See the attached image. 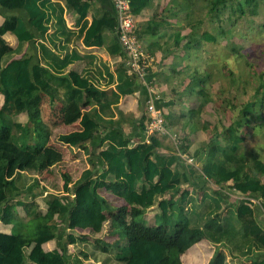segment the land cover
I'll return each instance as SVG.
<instances>
[{
  "label": "trees",
  "instance_id": "1",
  "mask_svg": "<svg viewBox=\"0 0 264 264\" xmlns=\"http://www.w3.org/2000/svg\"><path fill=\"white\" fill-rule=\"evenodd\" d=\"M92 1L63 0L65 9L79 20L86 17ZM149 1L129 0L131 13L138 15ZM228 2L232 11L239 15H254L259 5H264V0H207L208 12L215 15L219 7H226ZM63 14L64 8L51 0H0V16L4 19L0 25V95L3 97L0 108V222L12 226L10 234L0 233V264H83L87 260L102 264H182L181 255L202 239L221 247L207 264H227L223 248L228 246L245 251L247 257L239 260V264H264V222L261 221L264 216V183L261 180L264 164L257 154L252 153L248 158L240 151L245 140L240 130L253 115L256 102L264 106L263 99L255 96L244 103L238 117L217 139L200 146L196 155L199 166L192 164L182 171L174 153L164 157L156 154L160 146L156 136H151L148 142L133 144L122 128L125 117H131L117 112L114 118L113 109L118 111L119 99L133 94L136 85L135 76L126 71L124 62L114 71V90H103L73 71L65 74V69L77 59L76 54L60 59L38 42L45 37L53 17L60 29H65ZM115 27V17L104 13L94 17L89 26L85 24L79 35L84 46L99 47L103 45V30ZM6 33L13 35L18 43L14 50L1 39ZM192 33L182 38L177 35V45L185 38V52L196 51L201 44ZM25 44L28 45L27 53L13 59ZM108 52L122 54L118 43L110 46ZM49 60L54 64H41ZM207 77L192 79L189 88L201 86ZM258 92L264 93V83L255 90ZM41 93L49 97L51 105L59 101L65 106L75 100L81 107L91 106L82 113L81 130L60 135L59 142L86 149V144L93 141L102 126L100 143H107L111 153L100 172H96L97 166L90 160V168L70 190L71 197L48 196L44 212L33 201L20 200L23 194H30L37 183L22 190L14 178L6 180L8 170L17 165L23 164L28 171L39 172L46 161L51 160L50 153L45 151L49 133L41 125L38 111L29 112L32 102ZM21 113L28 114L26 125L12 122ZM173 115L164 116L165 126ZM91 156L98 158L93 152ZM197 180L204 184L201 199L191 194L190 186ZM105 183L114 185L112 193L121 198L125 206L109 205L100 194ZM229 183L230 191L240 194L232 204L220 191ZM63 188L68 193L66 184ZM4 197H7L5 203L2 202ZM257 203L260 209H256ZM16 206L23 207L25 219L17 215ZM152 207L157 213L154 224L149 226L144 217ZM200 208L204 210L202 215L198 213ZM224 209L226 216H223ZM199 216H204L202 225L198 223ZM192 217H197L198 221L192 222ZM107 220L111 232L124 235L123 242L116 241L105 247L88 244L85 237H75L71 233L75 229L99 233ZM57 238L64 240L62 251L43 250L44 243ZM75 244L82 245L83 250L76 249ZM70 245H74L77 254H69Z\"/></svg>",
  "mask_w": 264,
  "mask_h": 264
},
{
  "label": "crops",
  "instance_id": "2",
  "mask_svg": "<svg viewBox=\"0 0 264 264\" xmlns=\"http://www.w3.org/2000/svg\"><path fill=\"white\" fill-rule=\"evenodd\" d=\"M54 3H58L62 8H64L63 20L65 24V29L62 31L53 17L48 31L45 37L38 42L45 45L53 54L58 56L60 59L71 53L77 55V59L70 64L67 69H65V74L69 71L75 72L77 75L84 76L88 78L94 85L103 90L113 89L116 85L115 79V69L120 63L124 62V56L121 54L111 55L108 52V48L114 43H117V37L115 29L103 30V45L97 47H86L82 43V37H80V29L86 24L89 26L94 17H100L104 13H109L115 17V10L111 0H93L89 12L83 20H79L78 16L68 12L65 9L63 0H51ZM184 1V0H183ZM177 3L174 0H150L147 7H145L138 15H135L137 22L136 34L141 43L142 51L145 58L149 62V76L147 78V85L141 84L136 81L134 87V92L131 95L121 97L117 104V110L113 109L114 118H117V112L123 114L125 117L122 122V128L125 135L131 138L133 144L137 142H146L144 135V125H145V106L146 102L150 98L155 99V103L158 107L163 109L164 116H168L170 113L173 114V106L170 98L167 97L168 93L165 91L168 87L169 77L165 76L162 80L160 73L164 70L167 72L169 59L172 58V47L178 46L182 41L181 28L180 25L184 22V8L188 9L189 5H183ZM184 11V12H183ZM3 17L0 16V25L3 23ZM184 32V31H183ZM179 37V44L177 39ZM1 39L7 44L11 49H15L18 43L15 37L9 33L4 34ZM182 44V43H181ZM28 45L25 44L21 47L20 52L13 56V59L21 57L23 54L27 53ZM48 62V63H46ZM171 62V61H170ZM41 64H54L52 61H42ZM124 64V63H123ZM112 74L114 78H111ZM3 97L0 95V108L2 105ZM65 103L57 101L55 104L51 105L49 97L43 93L38 95V97L32 102L30 107V113L38 111V118L41 125L45 128L46 132L49 133V139L45 151L49 152L51 155V160H47L45 167L39 172L28 171L24 165H17L13 169H9L6 174V180L12 178L15 179L16 184L22 190H25L28 186L34 182L38 184L36 188L30 194L22 195L19 199L23 202L33 201L35 205L39 206V209L45 211V201L48 196H72L70 191L74 184L79 180L81 174L90 168V160L92 163L96 164V172H100V167L105 161L111 157V153L108 151V144H101V133L103 127L101 126V131L97 133L90 144H86V149L80 147H72L67 144L58 141L60 135H66L73 132H78L81 130L80 119L84 111H88L91 106L81 107L77 101H71L64 106ZM65 108H64V107ZM183 111V110H182ZM181 111V112H182ZM184 112V111H183ZM182 114V113H181ZM174 118V116H173ZM175 119V118H174ZM28 121V114L21 113L12 119V122L20 123L21 125H26ZM169 120L166 121V127L170 134H173L174 126L171 123L168 124ZM143 128V130H142ZM177 133V132H175ZM56 137V138H55ZM160 142L159 148L156 149V154L160 157L168 156L174 153L178 157L177 151L168 136H156ZM86 150V151H85ZM181 152L186 154L185 147H182ZM95 153L98 158L91 156V153ZM20 158V156H18ZM179 158V157H178ZM190 158V157H189ZM194 166H199L198 163ZM177 166L180 170H186L189 166L184 160L177 159ZM192 166V164L190 165ZM64 184L68 188V193L64 192ZM105 187L100 190V194L108 201L109 205L112 207H122L125 206V202L119 198L115 193H112L111 183H105ZM203 182L197 180L193 181L190 188L191 194L193 196H198L201 199L205 191H203ZM229 188L230 183L225 185ZM226 188L220 190L222 192V197H226L230 204L233 202L231 198L227 195ZM118 189V188H117ZM218 189L214 188L213 190ZM231 190V189H230ZM70 192V194H69ZM232 192V191H231ZM224 195V196H223ZM236 195L233 193V196ZM196 196V197H197ZM232 197V195H231ZM237 198L235 197V200ZM7 200L4 197L3 203ZM2 204L0 205V207ZM224 208V207H223ZM199 215H202L204 210H198ZM223 216L226 214L227 210H223ZM16 213L20 218L25 219V213L23 207L16 206ZM157 213L155 207H152L145 214L144 220L147 225L152 226L154 224V215ZM226 216V215H225ZM204 216L192 217L191 220L198 221L202 225L201 221ZM27 219V218H26ZM65 228V226H63ZM103 230L108 235L109 244H101L98 240L91 241L92 236H97ZM12 231L11 225H5L0 222V233L10 234ZM65 233V230L62 231ZM99 233H94L90 229H75L71 233L75 237H85L88 244L97 243L105 247H109L114 242L124 241V235L121 232L109 230V220H107ZM58 240H53L46 242L42 245L44 251H52L54 249L62 251L63 239L57 238ZM76 249L83 250L82 245H77ZM229 247L223 248L226 254V259L228 261L227 250ZM74 245L68 247L70 255L77 254V250ZM216 249H221L220 246H216L210 243L206 239L190 246L186 252L181 255L180 260L182 264H207ZM245 252V251H241ZM241 254V253H240ZM241 257V258H240ZM238 260H244L246 256H240ZM237 262L236 257L234 258ZM83 264H102L99 262H94L93 260L84 261ZM105 264V263H104ZM228 264V263H227ZM235 264V263H234Z\"/></svg>",
  "mask_w": 264,
  "mask_h": 264
},
{
  "label": "rangeland",
  "instance_id": "3",
  "mask_svg": "<svg viewBox=\"0 0 264 264\" xmlns=\"http://www.w3.org/2000/svg\"><path fill=\"white\" fill-rule=\"evenodd\" d=\"M174 1L181 3V7L189 5L183 11L181 35L193 32L201 44L196 51L185 52L184 38L182 44L172 47L167 72L163 70L160 76L162 80L169 77L165 91L172 101L175 119L172 117L168 124H173L186 154L196 164L200 146L217 139L238 117L244 103L255 96L264 101L263 92L255 93L264 83V5H259L254 15H239L228 2L213 15L208 12L207 0ZM205 75L208 77L201 86L189 88L192 79ZM240 131L245 138L240 151L248 158L252 153L257 154L264 164V106L256 102L253 115ZM261 180L264 183V175ZM226 190L232 202L238 198L230 188ZM256 206L260 209L258 203ZM261 221L264 222V216ZM90 240H98L103 245L110 243L104 230ZM228 247V264H239L238 257H244L245 253Z\"/></svg>",
  "mask_w": 264,
  "mask_h": 264
},
{
  "label": "built area",
  "instance_id": "4",
  "mask_svg": "<svg viewBox=\"0 0 264 264\" xmlns=\"http://www.w3.org/2000/svg\"><path fill=\"white\" fill-rule=\"evenodd\" d=\"M111 1L115 10L117 43L124 56V67L129 74L135 76L136 81L147 85L149 62L143 54L141 43L136 34L137 22L135 15L131 13L129 0ZM145 116L144 135L146 142L151 136H168L178 153V157L189 165L193 164V159L187 157L180 150L183 147L181 138L175 132L173 134L168 132L163 109L156 105L154 98L147 100ZM237 195L239 198L240 194Z\"/></svg>",
  "mask_w": 264,
  "mask_h": 264
}]
</instances>
